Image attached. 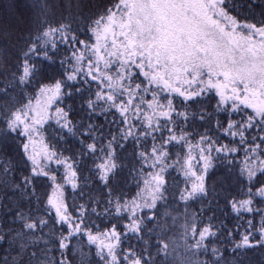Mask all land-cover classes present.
I'll list each match as a JSON object with an SVG mask.
<instances>
[{
	"label": "snow or ice",
	"instance_id": "1",
	"mask_svg": "<svg viewBox=\"0 0 264 264\" xmlns=\"http://www.w3.org/2000/svg\"><path fill=\"white\" fill-rule=\"evenodd\" d=\"M6 57L0 264H225L217 197L264 264V0H0Z\"/></svg>",
	"mask_w": 264,
	"mask_h": 264
},
{
	"label": "trees",
	"instance_id": "2",
	"mask_svg": "<svg viewBox=\"0 0 264 264\" xmlns=\"http://www.w3.org/2000/svg\"><path fill=\"white\" fill-rule=\"evenodd\" d=\"M4 47L8 49V53L12 57V66H14L15 58L19 54V49L22 47L20 41L13 39L11 43L5 42ZM12 68L9 66L7 62V57L4 62H0V83L5 82L8 79H11L10 73ZM2 194V193H0ZM12 196L13 199H9L8 197ZM16 199V194L8 192L4 195L3 203H0V224H2V228L0 230L6 231L8 228H12L13 231L16 230V225L12 220L9 219L11 215L8 213L7 208L14 206V200ZM217 199H219V203H217ZM224 201L222 198H213L212 207L207 209V213H214V222L220 230V235L217 237V247L222 248L225 253V264H228V260L230 258V253L228 252V246L230 241L226 238L227 231L229 229H235L237 225H244V219L237 218L233 216L226 208L223 207ZM227 213V214H226ZM243 227H241V231ZM3 250L0 248V256H2ZM259 256V250L255 252L249 253V257L254 262Z\"/></svg>",
	"mask_w": 264,
	"mask_h": 264
}]
</instances>
